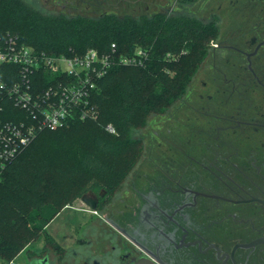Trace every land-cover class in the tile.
<instances>
[{"label": "flooded vegetation", "instance_id": "af4514ba", "mask_svg": "<svg viewBox=\"0 0 264 264\" xmlns=\"http://www.w3.org/2000/svg\"><path fill=\"white\" fill-rule=\"evenodd\" d=\"M152 1L25 3L67 18H94L96 11H101L98 17L139 18L147 16ZM214 1L220 9L223 0ZM230 3L238 6L237 0ZM240 6L264 12V0ZM163 7L153 13L164 14ZM250 26L245 40L211 43L207 56L220 61L225 52L233 56L234 77L226 78L221 69L224 81L210 84L204 102L190 106L202 118H196L195 129L172 136L170 146L145 143L122 194L90 189L80 196L95 207L89 206L84 241L73 253L45 241L39 250H21L25 264H137L142 259L152 264H264V18ZM240 72L249 76L236 83Z\"/></svg>", "mask_w": 264, "mask_h": 264}, {"label": "trees", "instance_id": "16d2710c", "mask_svg": "<svg viewBox=\"0 0 264 264\" xmlns=\"http://www.w3.org/2000/svg\"><path fill=\"white\" fill-rule=\"evenodd\" d=\"M193 1L177 0L180 5ZM247 1L237 0V5ZM247 9L254 19L264 18L261 10ZM219 20L214 11L206 21L167 13L67 18L34 10L21 0H0V32L11 31L37 50L71 55L95 48L102 53L115 43L119 53L138 46L149 53L143 66H113L97 81L92 97L97 119L40 131L1 173L0 259L11 260L40 235L55 244L46 226L84 192H116L142 152L133 131L183 99L211 43L221 38ZM250 27L240 35L247 36ZM245 76L238 73L235 82L246 81ZM55 146L64 152L47 157L44 150ZM54 195L60 196L58 205L51 200Z\"/></svg>", "mask_w": 264, "mask_h": 264}, {"label": "built area", "instance_id": "2783aa9c", "mask_svg": "<svg viewBox=\"0 0 264 264\" xmlns=\"http://www.w3.org/2000/svg\"><path fill=\"white\" fill-rule=\"evenodd\" d=\"M148 57L139 46L119 53L115 43L102 53L50 54L0 32V177L40 131L97 119V81L113 66L140 67ZM105 128L115 132L112 124Z\"/></svg>", "mask_w": 264, "mask_h": 264}, {"label": "rangeland", "instance_id": "374dc122", "mask_svg": "<svg viewBox=\"0 0 264 264\" xmlns=\"http://www.w3.org/2000/svg\"><path fill=\"white\" fill-rule=\"evenodd\" d=\"M25 3V0H21ZM163 2V6L161 3ZM26 4V3H25ZM158 4L157 7H154ZM150 5L149 16L151 13L161 10L163 7L164 12L167 14H178L195 16L201 20H207L210 13L217 12L220 16L219 27L221 31V40L225 43H233L236 40L248 38L247 36H240L241 32H247L248 26L252 24L254 20V14L248 10L245 6L234 7L230 0H223L220 9L214 0H195L190 5L178 4L177 0H153ZM237 8H240L237 10ZM126 10V14L129 9ZM246 10V11H245ZM245 12V13H244ZM101 11H96L93 15L97 18ZM250 14V15H249ZM229 58V63L225 62V58ZM233 56L230 53L225 52L221 58L214 59L211 56H207L200 63L183 99L174 104L165 113L153 115L149 118L145 127L136 129L133 131L135 138L143 137L142 147L147 143L148 146H156V142L162 141L164 146H170L172 136L177 137L181 132L193 131L194 124H197L196 118H201L195 111L192 112L190 106L203 103L205 95L209 92V85L216 82L224 81V76H221V69L226 73V77L231 78L233 65ZM219 68V69H217ZM206 82V86L202 83ZM199 94H203L202 99ZM243 98V97H240ZM190 108V109H189ZM198 108V106H196ZM202 119V118H201ZM200 119V120H201ZM196 122V123H195ZM169 133V134H168ZM169 137V138H168ZM170 139V140H169ZM169 140V141H168ZM175 144H173L174 146ZM64 149H60L59 146L47 148L44 150V154L49 158L58 156ZM126 181V179L124 180ZM116 189V194H122V188L124 182ZM51 200L54 203L61 202L60 196L54 195ZM92 209L80 197L75 198L71 204L62 206L58 214L52 219V221L46 226V230L56 243H59L64 251L73 253V247L80 241H84L85 231L88 227V222ZM45 237L40 235L37 239L30 242L23 249L39 250L45 244ZM23 252H18L11 260L0 259V264H25L26 259L22 256Z\"/></svg>", "mask_w": 264, "mask_h": 264}, {"label": "water", "instance_id": "95a60500", "mask_svg": "<svg viewBox=\"0 0 264 264\" xmlns=\"http://www.w3.org/2000/svg\"><path fill=\"white\" fill-rule=\"evenodd\" d=\"M213 66H214V59H213ZM216 67V66H215ZM217 68V67H216ZM217 69H219V68H217ZM220 70V69H219ZM221 71V70H220ZM227 78V77H226ZM82 200H84V198H82ZM85 201V200H84ZM86 202V201H85ZM89 206L91 207V208H94L95 206L93 205V204H89ZM137 264H152V263H150L149 261H147V260H145V259H142V260H140Z\"/></svg>", "mask_w": 264, "mask_h": 264}]
</instances>
